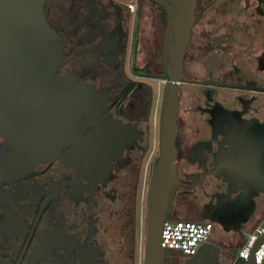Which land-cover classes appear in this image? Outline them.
I'll return each instance as SVG.
<instances>
[{
	"label": "flooded vegetation",
	"instance_id": "flooded-vegetation-1",
	"mask_svg": "<svg viewBox=\"0 0 264 264\" xmlns=\"http://www.w3.org/2000/svg\"><path fill=\"white\" fill-rule=\"evenodd\" d=\"M44 12L64 38L60 75L103 101L98 135L87 126L80 139L97 150L79 154L76 138L69 142L65 135L61 159L23 167L4 159L10 148L0 136V264H139V249L140 264H146L148 189L166 83V11L149 0H48ZM195 12L200 17L184 58L186 81L179 83L175 162L182 188L172 216L213 218L216 225L226 206L221 225L236 226L253 208L242 201L235 210L227 202L229 186L215 172L216 153L228 138L220 133L232 122L221 127L216 119L222 106L246 126L264 122V0H198ZM147 22L150 32L142 29ZM150 79L163 80L161 98L156 106L153 94L149 109L138 107ZM140 109L149 111L147 121L140 120ZM153 126L158 140L143 180ZM168 256L167 264H186L178 253Z\"/></svg>",
	"mask_w": 264,
	"mask_h": 264
},
{
	"label": "water",
	"instance_id": "water-1",
	"mask_svg": "<svg viewBox=\"0 0 264 264\" xmlns=\"http://www.w3.org/2000/svg\"><path fill=\"white\" fill-rule=\"evenodd\" d=\"M46 1L0 0V136L10 148L9 157L4 159L21 161L23 167L30 168L40 162L61 159L65 135L69 142L76 138L75 150L79 154L97 150L87 144L83 146L80 139L82 129L87 126L94 127L92 136L98 135V109L94 105L96 94H100L76 83L70 75H60L64 38L47 20ZM149 1L166 11L167 24L159 149L148 189L146 264H167V250L161 244L162 227L173 218L174 198L182 188L175 162L179 83L186 81L184 58L192 28L200 16L195 12L198 0ZM102 104L103 101L99 102ZM220 109L224 112L218 115V123L224 127L230 121L232 126L220 133L228 138L216 153L215 172L228 183L226 197L233 205L231 208L237 210L236 203L246 202L253 208L248 214L251 215L254 197L264 192V122L254 120L256 123L246 126L230 116L235 112L228 111L232 113L229 115L222 106ZM237 193L233 199L232 195ZM219 210L216 222L223 224L222 216L230 211L226 206ZM263 242L264 236L254 244L245 264H257L254 254ZM219 252L217 246L204 243L186 264H219Z\"/></svg>",
	"mask_w": 264,
	"mask_h": 264
},
{
	"label": "built area",
	"instance_id": "built-area-1",
	"mask_svg": "<svg viewBox=\"0 0 264 264\" xmlns=\"http://www.w3.org/2000/svg\"><path fill=\"white\" fill-rule=\"evenodd\" d=\"M214 226L211 220L195 221L173 217L163 223L161 244L167 251H180L185 255L194 256L210 239ZM262 236H264V216L254 230L248 234L245 243L238 250L237 257L231 264H240V262L245 264L250 257L252 247ZM254 256L257 264H264V242L257 248Z\"/></svg>",
	"mask_w": 264,
	"mask_h": 264
},
{
	"label": "crops",
	"instance_id": "crops-1",
	"mask_svg": "<svg viewBox=\"0 0 264 264\" xmlns=\"http://www.w3.org/2000/svg\"><path fill=\"white\" fill-rule=\"evenodd\" d=\"M263 195L264 193H261V195L258 196V204L259 201L264 200ZM254 212V214L252 213V215H248L245 219L241 220L236 226H224L219 223L214 226L212 235L206 243L215 245L220 249L219 264H231L234 261L237 257L238 250L245 243L248 234L253 231L256 225L262 220L264 216V209L261 210L258 205L256 211ZM173 252L180 254L184 261L193 257L185 255L180 251Z\"/></svg>",
	"mask_w": 264,
	"mask_h": 264
},
{
	"label": "rangeland",
	"instance_id": "rangeland-1",
	"mask_svg": "<svg viewBox=\"0 0 264 264\" xmlns=\"http://www.w3.org/2000/svg\"><path fill=\"white\" fill-rule=\"evenodd\" d=\"M126 5H128V4L126 3ZM149 17H150V15H149ZM151 28H152V26H151L150 22L144 23L142 25V29H143L144 32L145 31L150 32ZM229 61H230L229 57H228V59L226 58V62H229ZM148 81L152 85V87L154 88L155 104L157 106L159 95L162 92V86H163L162 82H163V80L160 79V81H159V80H156V79H150ZM223 90H225V89H223ZM225 91H228V90H225ZM160 98H161V95H160ZM146 140H147L148 144L150 145V148L148 149L149 150L148 154L145 157V160L143 161V166H142L143 167V171L141 173V176H142L143 180H144V177H147V170H148L147 168L149 167L150 157H151V155H153V153L156 150V141L158 140V136H157V130H156L155 126L151 127L150 131H148ZM142 195L143 194L141 193V197L138 199V203H140V204H138V208H140V209L143 207V197H142ZM263 197H264V195H263ZM258 205L261 208V210H263L264 209V200L259 201ZM173 216L176 217V215H173ZM177 218H182V217H177ZM173 253H174L173 251L168 250V254H169L168 258H169V260H171L170 255L171 254L173 255ZM138 258H139V264H140V260H141L140 249H139V257Z\"/></svg>",
	"mask_w": 264,
	"mask_h": 264
},
{
	"label": "trees",
	"instance_id": "trees-1",
	"mask_svg": "<svg viewBox=\"0 0 264 264\" xmlns=\"http://www.w3.org/2000/svg\"><path fill=\"white\" fill-rule=\"evenodd\" d=\"M153 94H154V90L150 85L148 84L143 85V90L141 92V95L143 96L144 103L139 101L137 104L138 107L141 106L144 107L145 109H149L151 102L153 100ZM139 112H142V116H143V118H141L140 120L147 121L149 118V113H148L149 111L140 109Z\"/></svg>",
	"mask_w": 264,
	"mask_h": 264
},
{
	"label": "bare ground",
	"instance_id": "bare-ground-1",
	"mask_svg": "<svg viewBox=\"0 0 264 264\" xmlns=\"http://www.w3.org/2000/svg\"><path fill=\"white\" fill-rule=\"evenodd\" d=\"M97 97H98V94H96L95 105H94V108H96V110H97V108H98V104H99V102H101V100L97 99Z\"/></svg>",
	"mask_w": 264,
	"mask_h": 264
}]
</instances>
